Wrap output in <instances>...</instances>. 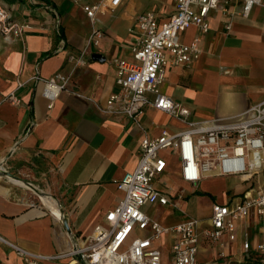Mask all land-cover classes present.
<instances>
[{"label":"crops","instance_id":"0c3cea01","mask_svg":"<svg viewBox=\"0 0 264 264\" xmlns=\"http://www.w3.org/2000/svg\"><path fill=\"white\" fill-rule=\"evenodd\" d=\"M0 5L10 20L26 25L20 35L0 34V170L52 197L61 211L57 215L36 191L0 173V237L30 252L52 255L105 222V213L123 196L117 181L136 166L145 134L182 128L179 120L149 104L138 124L105 106L119 87L114 59H133L138 16L153 10L162 21L174 12L175 2L122 0L113 10L97 12L94 22L75 0H0ZM240 5V0H228L225 8L211 10L207 32L195 25L178 32L183 42L197 37L200 53L183 65L166 63L159 89L187 106L191 120L238 116L264 99V0L247 16L238 13ZM93 27L103 31L98 45L89 43ZM57 72L67 81L48 107L44 79ZM162 154L167 166L154 185L170 202L147 203L144 212L167 226L198 220L195 264H264V253L256 248L264 243V219L253 212L235 220L234 238L223 234L211 242L202 233L210 226L212 205L251 194L264 182V170L252 176H203L193 184L181 178L174 148ZM201 207L207 213L198 216ZM174 237L166 232L155 243L161 264L171 263ZM0 264L25 262L0 240ZM42 264L80 263L60 258Z\"/></svg>","mask_w":264,"mask_h":264},{"label":"built area","instance_id":"2783aa9c","mask_svg":"<svg viewBox=\"0 0 264 264\" xmlns=\"http://www.w3.org/2000/svg\"><path fill=\"white\" fill-rule=\"evenodd\" d=\"M75 1L94 22L97 12L113 10L122 0ZM240 1L238 13L242 16H247L254 5L262 2ZM174 2V12L162 21L157 20L153 10H146L138 16V36L131 47L133 59H114L119 87L108 96L105 106L107 110L122 113L138 124L144 105L149 104L179 120L182 128L174 132L164 129L156 136L145 134L142 137L136 166L117 181V187L123 192L121 200L105 213L104 223L95 224L90 234L66 251L52 255L33 253L0 237L22 257L25 264H42L45 259L60 258H66L68 263L80 264H161V250L155 243L166 232L175 236L170 246V264H195L198 220L189 218L167 226L149 217L143 210V205L147 203L170 202L168 195L154 185V179L167 166L163 151L169 148L176 150L180 176L193 184L203 176H252L264 170V99L251 104L238 116L191 120L187 106L160 91L166 63L183 65L200 53L197 37L183 42L178 32L191 25L207 32L209 12L225 8L224 3L228 0ZM24 27L25 24L10 20L0 5V34L20 35ZM102 35L101 29L93 27L89 43L98 45ZM77 60L81 62L82 58ZM66 81L67 77L58 72L44 79L42 94L48 100V107L52 106ZM148 94H152V98ZM10 99L15 101L13 95ZM250 212L264 219V182L251 194L245 193L229 203H214L210 226L205 227L202 233L211 242L217 241L223 234L234 238L235 220ZM137 230L147 233L139 235ZM243 246L247 249L248 242L245 241ZM256 248L264 253V243L257 244ZM218 255L223 257L224 252L220 251Z\"/></svg>","mask_w":264,"mask_h":264},{"label":"bare ground","instance_id":"6f19581e","mask_svg":"<svg viewBox=\"0 0 264 264\" xmlns=\"http://www.w3.org/2000/svg\"><path fill=\"white\" fill-rule=\"evenodd\" d=\"M9 177H11L10 175H9ZM11 179L12 180H14V181H16V182H18V183H20V184H23V185H25V186H28V187H30L31 189H33L34 191H36L37 192V195H38V197L44 202V203H46V204H48V205H50L52 208H53V210L55 211V213L58 215V213L60 212L61 213V211H60V208H59V206L57 205V201L56 200H54L52 197H50V196H48V195H43L34 185H31V184H27L25 181H23L22 179H17V178H14V177H11ZM41 190V189H40ZM62 215H60V216H58V217H61Z\"/></svg>","mask_w":264,"mask_h":264},{"label":"rangeland","instance_id":"374dc122","mask_svg":"<svg viewBox=\"0 0 264 264\" xmlns=\"http://www.w3.org/2000/svg\"><path fill=\"white\" fill-rule=\"evenodd\" d=\"M173 159L174 158H171V162H173ZM260 175H261L262 179H264V173H261ZM206 213H207V208H205V207L198 208V210H197L198 216H203Z\"/></svg>","mask_w":264,"mask_h":264},{"label":"water","instance_id":"95a60500","mask_svg":"<svg viewBox=\"0 0 264 264\" xmlns=\"http://www.w3.org/2000/svg\"><path fill=\"white\" fill-rule=\"evenodd\" d=\"M0 173L5 174V175H10L11 177L17 178L15 175H13L12 173H10L8 170H5V168L0 170ZM19 179V178H18Z\"/></svg>","mask_w":264,"mask_h":264}]
</instances>
